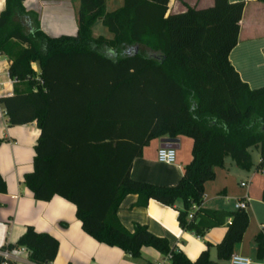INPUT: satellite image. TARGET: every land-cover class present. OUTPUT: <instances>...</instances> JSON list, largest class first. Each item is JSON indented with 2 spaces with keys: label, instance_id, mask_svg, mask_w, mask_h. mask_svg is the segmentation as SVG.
Instances as JSON below:
<instances>
[{
  "label": "trees",
  "instance_id": "trees-1",
  "mask_svg": "<svg viewBox=\"0 0 264 264\" xmlns=\"http://www.w3.org/2000/svg\"><path fill=\"white\" fill-rule=\"evenodd\" d=\"M22 1L4 0L0 13V55L15 81L0 106L8 127L34 124L38 130L31 171L22 178L33 200L56 196L71 204L86 236L130 259L146 248L168 255L169 264H216L207 250L191 262L144 226L127 232L116 218L128 195L138 208L179 201L177 225L196 237L231 220L215 246L217 261L229 262L247 229L246 213L199 208L191 220L187 215L201 206L204 184L226 159L264 175V88L249 89L229 62L244 4L213 0L210 8L169 15L168 0H121L109 13L104 0H78L75 35L49 38ZM97 22L110 39L92 37ZM178 137L189 139L191 149L175 186L130 178L133 160L151 140ZM251 149L259 152L257 165ZM256 244L262 259L263 234ZM13 248L27 252L28 264H50L57 241L28 227L0 250Z\"/></svg>",
  "mask_w": 264,
  "mask_h": 264
},
{
  "label": "crops",
  "instance_id": "crops-1",
  "mask_svg": "<svg viewBox=\"0 0 264 264\" xmlns=\"http://www.w3.org/2000/svg\"><path fill=\"white\" fill-rule=\"evenodd\" d=\"M230 4L243 3L244 9L239 23V36L235 48L229 55V62L241 81L249 89L264 88V0H228ZM213 0H168L167 14H181L186 9L204 10L212 7ZM121 6V0H104L106 13ZM4 0H0V13ZM25 12L36 15L39 30L49 38L73 37L76 33L75 13L78 0H23ZM93 38L110 36L102 32L99 22L91 28ZM8 60L0 55V98L12 91L6 86L5 73ZM38 136L34 124L7 126V118L0 106V177L5 185L0 194V248L14 245L30 227L34 232L47 234L57 241V253L50 264H155L161 257L150 249H142L139 259H130L115 248L98 244L80 229L74 216V207L59 197L48 202L33 200L23 186L22 178L31 171L33 145ZM160 140H151L141 151V156L133 160L129 176L132 180L161 187H172L179 181L183 168L190 161L191 141L178 137L175 163L170 166L158 164L155 153L160 148ZM226 159L224 166L214 170L212 181L204 184L201 210L232 213L236 202L248 198L245 211L248 226L240 243L233 248L234 255L249 258L252 264H261L258 257L256 238L261 235L259 225H264V175L254 170L242 171ZM242 182H248L246 189ZM136 197L128 195L122 199L116 218L119 224L131 232L133 225L144 226L155 237L163 238L169 248L180 251L187 260L193 262L204 250L209 260L216 264L215 246L221 241L228 220L224 225L212 228L196 237L181 230L176 222V212L181 209L177 201L173 207H164L148 201L145 207H135ZM64 224L65 227H60ZM264 258V256H263ZM262 258V259H263ZM19 263L24 264L23 259Z\"/></svg>",
  "mask_w": 264,
  "mask_h": 264
},
{
  "label": "built area",
  "instance_id": "built-area-1",
  "mask_svg": "<svg viewBox=\"0 0 264 264\" xmlns=\"http://www.w3.org/2000/svg\"><path fill=\"white\" fill-rule=\"evenodd\" d=\"M32 71L37 74V69L35 65H31ZM6 78V86L12 88L15 84V81H12L8 75L7 72L5 73ZM3 84L0 83V87H2ZM12 91H9L8 93H5L6 96H10ZM155 160L158 164L170 166L175 163V151L174 149H167V148H159L155 153ZM241 188L246 189L248 187V182H242L240 184ZM248 198H245L242 201H238L234 204L233 209L234 211H246L248 207ZM200 207L192 206L189 210V213L187 215V219L191 220V216L194 212H197ZM231 222V220H228V224ZM259 230L261 234L264 235V225H259ZM27 252L23 248H13L11 250L3 249L0 250V264H9V263H19L21 262L20 259H23L22 263L28 264L27 260ZM170 257L167 255L163 258H161L160 261L156 262L155 264H169ZM229 264H252V261L249 258L242 257L239 255L232 254L229 260ZM261 264H264V258L261 259Z\"/></svg>",
  "mask_w": 264,
  "mask_h": 264
},
{
  "label": "water",
  "instance_id": "water-1",
  "mask_svg": "<svg viewBox=\"0 0 264 264\" xmlns=\"http://www.w3.org/2000/svg\"><path fill=\"white\" fill-rule=\"evenodd\" d=\"M176 140H160V148H167V149H176L177 146Z\"/></svg>",
  "mask_w": 264,
  "mask_h": 264
},
{
  "label": "rangeland",
  "instance_id": "rangeland-1",
  "mask_svg": "<svg viewBox=\"0 0 264 264\" xmlns=\"http://www.w3.org/2000/svg\"><path fill=\"white\" fill-rule=\"evenodd\" d=\"M102 32L108 36V33L102 28ZM250 155H251V158H252V163L254 165H257L258 161H259V152L257 149H251L250 150ZM229 161V160H228ZM161 260V259H160ZM159 260V261H160Z\"/></svg>",
  "mask_w": 264,
  "mask_h": 264
}]
</instances>
